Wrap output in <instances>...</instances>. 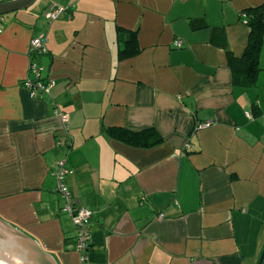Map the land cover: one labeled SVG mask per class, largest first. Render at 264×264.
<instances>
[{
    "label": "crops",
    "instance_id": "crops-1",
    "mask_svg": "<svg viewBox=\"0 0 264 264\" xmlns=\"http://www.w3.org/2000/svg\"><path fill=\"white\" fill-rule=\"evenodd\" d=\"M263 3L35 0L0 15V218L57 264H258L264 37L252 84L229 58L247 45L241 12ZM51 5L66 10L47 20ZM39 36L46 52L30 53ZM31 63L54 80L49 93L23 86ZM120 127L162 141L131 146ZM59 159L73 200L92 212L83 261L55 190Z\"/></svg>",
    "mask_w": 264,
    "mask_h": 264
},
{
    "label": "built area",
    "instance_id": "built-area-1",
    "mask_svg": "<svg viewBox=\"0 0 264 264\" xmlns=\"http://www.w3.org/2000/svg\"><path fill=\"white\" fill-rule=\"evenodd\" d=\"M66 8L61 6H49L45 12L44 17L47 20H54L58 18ZM245 15L243 14L242 17ZM244 19V23H245ZM176 46H180V41H177ZM30 53L33 52H46V47L44 45V38L42 36L32 38L30 42ZM36 74L35 77L26 78L22 82L23 86L28 90L31 96H35L41 93H49L53 88L55 82L53 79H41L39 75V68L35 63H31L29 67ZM54 114L58 115L62 123L63 129L68 130V115L61 111L58 105L54 104ZM248 118H251L252 115L249 111L246 112ZM212 123L211 120H206L198 124V128L207 127ZM238 129V128H237ZM186 148H189V144L186 145ZM69 173V168L66 165L65 159H59L56 161L53 175L56 179L55 190L58 192L62 199L61 209L66 212L72 220L76 228L75 234V250L80 253V260H85V252L89 248L91 240V229H90V218L92 212L82 206L77 205L76 201L73 200L71 191L66 183V175ZM160 217L163 214H159Z\"/></svg>",
    "mask_w": 264,
    "mask_h": 264
},
{
    "label": "trees",
    "instance_id": "trees-1",
    "mask_svg": "<svg viewBox=\"0 0 264 264\" xmlns=\"http://www.w3.org/2000/svg\"><path fill=\"white\" fill-rule=\"evenodd\" d=\"M5 1V0H0ZM245 15L242 17V15ZM242 21L249 26L250 32L246 48L241 57L230 56L229 63L234 72L244 74V84H252L260 70L259 59L264 37V3L249 7L241 12ZM116 137L135 147H152L162 141L160 135L153 128L133 131L118 128L114 131Z\"/></svg>",
    "mask_w": 264,
    "mask_h": 264
},
{
    "label": "water",
    "instance_id": "water-1",
    "mask_svg": "<svg viewBox=\"0 0 264 264\" xmlns=\"http://www.w3.org/2000/svg\"><path fill=\"white\" fill-rule=\"evenodd\" d=\"M35 0L0 1V15L24 9ZM0 257L11 264H57L55 258L45 251L31 236L25 234L0 218ZM264 257V249L258 264Z\"/></svg>",
    "mask_w": 264,
    "mask_h": 264
},
{
    "label": "rangeland",
    "instance_id": "rangeland-1",
    "mask_svg": "<svg viewBox=\"0 0 264 264\" xmlns=\"http://www.w3.org/2000/svg\"><path fill=\"white\" fill-rule=\"evenodd\" d=\"M4 15H8V13L7 14H4Z\"/></svg>",
    "mask_w": 264,
    "mask_h": 264
}]
</instances>
